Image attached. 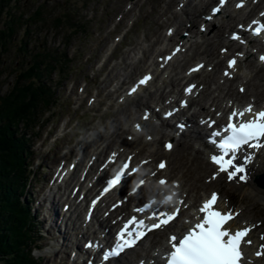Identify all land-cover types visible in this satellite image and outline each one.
Masks as SVG:
<instances>
[{
    "label": "rangeland",
    "instance_id": "374dc122",
    "mask_svg": "<svg viewBox=\"0 0 264 264\" xmlns=\"http://www.w3.org/2000/svg\"><path fill=\"white\" fill-rule=\"evenodd\" d=\"M181 1L187 2L192 0H15V3L19 4V13L27 9L30 10L31 13L38 6H43L46 9V12L43 13L44 18L46 17L45 20H41L38 24L30 27L28 35L31 38L28 46L29 52L35 51V44L38 46L42 44L44 47L48 46L53 52L56 49L68 52V58H66L64 62L61 61L63 66H61L60 63L57 65L55 60V68L51 73L49 72L51 78L48 80L49 82H53L56 87L53 88L47 82L48 93L32 95L34 105L27 111L23 110L22 116L16 121V123H18L15 129L16 137H19L17 128L21 125L22 130H20V135L26 139L25 142L28 145L33 144V154L26 158L31 170L29 177L26 172L27 177L30 178V184L26 188V190L28 189L26 195L30 196V203L33 204V209L36 211L33 213L36 215L35 219L39 234L42 235V239L40 238V241L37 242L39 247L49 243V237L47 236L48 234L52 235L51 231L54 230L53 228L50 229V227L47 229L49 223H47L46 220L48 222H50V220H48L49 218L46 217V214L48 213L49 216L51 212L55 213V209H59L61 204H55L56 207H54L52 211L51 209L46 211V203L43 204L44 200L49 198V195H51L53 201V195L56 192L55 190L51 193L49 192L48 179L51 177L52 170L58 168V166H62L63 161H66V164L72 162L74 157L78 159V162L80 161L79 159L82 158L80 161L81 164L86 154L82 152V149L85 148L87 144L91 147L95 141H98L99 137L97 138L96 133H106V131H108L106 125L111 124L115 116H119L122 110H125L123 107H119L120 103L116 101L118 93L113 91V85L116 84L113 77L120 72L119 70L124 60L129 61L132 58L134 51H141L142 56L143 51L147 56L153 52L151 58L154 57V55L157 58L159 51L163 50L165 44L161 47H156V45H154L153 49L152 45L155 44L153 43L155 34L160 31L158 28L161 29L162 24L166 22L164 20V15H169L167 19L172 18V13L176 15L175 19L179 20L180 24L178 26L176 22H172L171 25L175 28L177 27V31L183 29L185 23H189L186 22L183 11H186L190 7L187 4L184 8L180 9L178 7V2ZM200 3L201 1L199 0L193 6L195 7L196 5L201 9L202 5ZM169 11L171 14H169ZM11 12L13 11L11 10ZM63 14H65L64 17L61 16ZM66 14L71 16L72 22L75 20L76 23L78 19L79 24L77 23V25H79V27H69L67 23L57 24L56 18H60V16L68 21ZM4 16H6V14L3 13L2 18H4ZM198 20L199 17L194 23L197 24ZM189 24L191 25V23ZM167 28L168 27H166V29ZM18 32L14 41H11V46L9 45L4 52L0 50V62H2L0 64L1 100L10 94L15 81L17 82L15 77L30 63V61H28L29 56H26L24 59L22 57L20 59L17 58L16 52H18L19 47L18 39L24 37V31L22 29ZM212 35H214V33H212ZM191 37L193 36L187 35L190 42L195 41V39ZM178 38L181 40L180 36H178ZM142 43L147 44L141 46ZM194 44L196 46V42ZM198 45L196 47H198ZM140 46L141 48L137 49ZM196 47L194 48L196 49ZM217 48L215 47L216 50ZM204 49H206V45ZM165 52L168 53L169 51L165 50L162 56ZM115 55L117 56L114 58ZM185 56L184 54L183 58ZM255 56L256 54L249 58L255 61ZM54 57L56 58V54H54ZM18 59L20 62H17ZM21 62L22 64L20 65L19 63ZM249 62L246 60L243 66L246 67ZM65 63L67 66L64 65ZM143 63H131L132 69L128 67L130 74L136 73L140 66L143 65L144 67L145 64ZM250 65L252 66V68L248 70L250 74H245L243 78L238 76L240 80L232 87V91L235 92V88L238 87L240 82L250 81L244 86L247 90L245 97L253 96L252 98L256 97L257 101H259V99L264 98V86L262 90L260 88L258 89L260 83H263L261 80L264 74V66L253 65L251 62ZM67 67H71V69L65 73ZM216 69L219 71V68ZM259 69L263 70L259 71ZM215 70L214 72L210 71V76L216 82L217 78L214 77L217 73ZM242 70L247 71L245 69ZM243 71H240V74ZM120 76L123 78L126 75L121 72L119 76H116V78H119L118 81L121 78ZM34 80H36V76H34ZM123 80L124 79H122V81ZM122 81L121 84H123ZM254 83H256L257 86H250ZM36 84L37 83H35V85ZM222 84L226 85L227 83ZM229 84L231 83H228L227 88L232 85ZM251 89H255L256 91L259 90V93L257 95H249L253 93ZM120 94L121 90L119 92V95ZM231 97L235 100L240 96L236 97V95H233ZM245 97L244 99H247ZM25 99L28 101L29 97ZM47 100H49V103L46 102ZM11 107V109L17 108L16 105ZM134 112L135 111H133V113ZM140 114H142V110ZM124 115L129 116V112H126ZM123 124L127 126L128 123L124 122ZM123 124L121 125L123 126ZM114 129H116V127L112 130ZM162 140L163 139H159L158 144L161 142L163 143L164 140ZM85 141H87V144ZM183 142H185V140L178 143V146L182 143L179 146V151H177V146L174 147L176 149L175 154L178 156L183 154ZM162 143L160 145L161 148H163ZM126 144L125 148L129 146L128 143ZM155 146L153 147L155 148ZM137 149L139 150L140 148ZM143 150L144 149H142V151ZM193 159L191 161H193ZM201 161L203 162V166H205L206 160ZM201 161H195V164L192 163L191 166L196 167ZM80 164L78 166H80ZM67 168L68 167L65 169ZM209 170L210 169L207 171ZM197 172L199 173V170L195 169L188 174L189 177L187 178L186 173L182 178L183 183L189 182L187 186H190V182L193 183L194 180H192V178ZM201 173L202 172H200L199 176L203 175ZM179 176H182V172L179 173ZM72 178L73 175L63 187H67ZM202 178H204V176H202ZM220 182L224 184L223 177L220 179ZM22 185V182H18L14 187L21 188ZM251 185L254 184L250 183V185L243 186L244 196L233 191L232 189L234 188H229L230 185L222 186L223 188L219 187V192L222 196L224 195L223 191H226V196H224L231 201L233 207L240 211V217L250 222L253 221L257 223L256 232H264V201L256 200ZM193 187V184H191V189ZM203 191L204 189L198 191V193H202ZM196 194L197 192H194V196ZM58 195L60 196V194ZM55 199L57 202L61 199V196ZM52 221L51 219V223ZM45 234L47 236H45ZM47 247L52 248L50 245H47ZM44 250L47 251L49 249L42 248L39 251L35 250L34 255H31L36 264H63L60 260V252L57 251L56 254L53 255V253H49V251L45 252Z\"/></svg>",
    "mask_w": 264,
    "mask_h": 264
},
{
    "label": "snow or ice",
    "instance_id": "6c2138e0",
    "mask_svg": "<svg viewBox=\"0 0 264 264\" xmlns=\"http://www.w3.org/2000/svg\"><path fill=\"white\" fill-rule=\"evenodd\" d=\"M226 3V0H219V4L222 7ZM238 8L244 6V0H241L236 5ZM221 7H216L212 11L218 13L221 11ZM264 16V13H261ZM207 19H212L209 16ZM252 25L256 27L252 28ZM252 25L249 28L252 29L253 34H264V22L259 20H253ZM243 27V25L241 26ZM203 30V26H201ZM171 34V30H170ZM233 39H241L238 34H233ZM243 42V41H241ZM180 51L179 48L176 52ZM222 51H227L226 49ZM175 55V53H173ZM242 55V54H238ZM171 60L172 56L165 58ZM260 60L264 61V55L260 56ZM237 65L236 57H233L228 62L229 68H234ZM203 65H197L191 69V72L199 71L203 68ZM225 75H229L228 71H225ZM151 79L150 76H144L139 81L140 85L146 84ZM196 85H190L185 89L187 93H192ZM137 91L136 87L131 89L134 93ZM241 91H244L241 88ZM186 104V101L182 102ZM166 115L171 116L169 112ZM145 119H148L145 114ZM211 127L215 124V121L206 122ZM137 130L140 129V125H136ZM183 129L184 125H180ZM151 139V137H148ZM209 141L217 149V152L210 156L211 161L217 165L218 170L213 174L211 179H215L220 173H226L227 179L230 181L240 180L246 181L248 179V172L246 164L252 159V155L245 153L243 156V162H240V153L245 152V148H264V109L255 111L253 106L249 104L243 109H234L228 119V123L220 130L213 131L209 137ZM165 148L171 150L173 144L171 142L165 145ZM115 156V154H114ZM131 160V157H129ZM143 163H147L144 161ZM166 162L161 161L158 165V169L163 170L166 168ZM137 168H130L129 163H124L119 171L115 173L108 181L106 187L103 189L101 196L110 190L121 185L127 180L128 177L138 172ZM156 173H153L155 175ZM144 180H140L139 183L133 188V192L137 191L143 184ZM168 181L166 179H159L160 185H166ZM175 195V194H173ZM100 197H97L99 200ZM96 200L92 203L96 204ZM172 202V196L166 197L161 204L168 205ZM219 194L213 192L210 198L203 201L202 205L197 211V222L185 221L189 226L184 231L173 232L168 237V244L170 245V251H168L163 259L166 264H249L247 247L253 243L250 233L256 227V225L245 226L243 228H233V223L239 213L235 212L231 208L221 209ZM184 204L183 201L180 202ZM117 207V205H113ZM184 207H187L184 204ZM136 211L146 213L151 211V215L148 219L153 222L150 225H146L143 219L137 220L136 217H132L127 221L121 231L117 235V242L114 247L108 250L103 259L108 260L110 257L119 256L126 249L135 248L138 242L142 241L149 232L154 230L163 229L166 226L172 224L180 215V209L176 208L174 211L160 210L155 201L145 203L143 207L138 208ZM264 239V236L261 237ZM89 247L94 245L90 244ZM159 255V252L156 253ZM255 256L258 258H264V244L259 246V250L255 252ZM140 264H153V262H146L141 260Z\"/></svg>",
    "mask_w": 264,
    "mask_h": 264
},
{
    "label": "trees",
    "instance_id": "16d2710c",
    "mask_svg": "<svg viewBox=\"0 0 264 264\" xmlns=\"http://www.w3.org/2000/svg\"><path fill=\"white\" fill-rule=\"evenodd\" d=\"M18 5L15 0H0V50L4 52L9 45L11 46V41H14L16 34L22 29L24 37L18 39L19 47L16 55L19 59L29 56L28 61H30L15 77L17 82L15 81L10 94L2 100L0 98V264H36L30 254L31 245L37 241L36 220L31 211L32 206L27 200L30 196L27 195L25 199L26 188L30 184L29 164L26 158L33 154L32 144L28 145L26 139L20 135L21 123L17 128L19 137H16L15 129L18 124L16 121L22 116L23 110L27 111L34 105L32 95L48 93L47 82L53 88L56 87L48 80L51 78L50 73L55 68L56 62L57 65L60 63L63 66L61 61L64 62L68 58L63 50L56 49L53 52L42 44L39 46L35 44L34 52L28 51L31 41L28 36L30 27L45 20L43 13L46 9L38 6L31 13L28 9L19 13ZM3 13L6 14L4 18H2ZM61 16L64 17L65 14ZM61 16L56 18L57 24L67 23L69 27H79L78 19L75 23V20L72 22L69 14H66L68 21ZM19 59L17 62H20ZM19 64L21 65L22 62ZM64 65L67 66L66 63ZM70 69L71 67H67L65 73ZM28 97L29 100L26 101L25 98ZM46 102L49 103V100ZM13 105L17 108L11 109ZM18 182L23 183L21 188L14 187Z\"/></svg>",
    "mask_w": 264,
    "mask_h": 264
},
{
    "label": "bare ground",
    "instance_id": "6f19581e",
    "mask_svg": "<svg viewBox=\"0 0 264 264\" xmlns=\"http://www.w3.org/2000/svg\"><path fill=\"white\" fill-rule=\"evenodd\" d=\"M201 1V0H200ZM264 2L261 0V1H259L258 2V4H255V5H252L251 7H258V6H260V5H264L263 4ZM202 6H203V3H202V1H201V3H200ZM194 7V6H193ZM193 9H195V10H191V11H186V16H187V20L186 21H189L190 23H191V25L190 24H188V29H191V27H194V21H195V18H198V16H199V14H200V8H198L196 5H195V7L193 8ZM185 11V10H184ZM243 12V9L242 10H235V13H234V16L236 17V16H239V13H242ZM198 13V14H197ZM197 14V15H196ZM196 15V16H195ZM198 22V21H197ZM196 24V23H195ZM208 26H210L211 27V29H210V31H212V33H214V35H212V37H209V38H205L204 37V41L202 42V44L204 43L205 45H206V49L204 50V52H206L207 53V56H211V58L209 59V61H213V60H215V64H214V67H217L218 65H219V62H217V58L220 56L219 55V53L217 52H214V50H212V49H210V48H213V42L215 41V37H217V35H216V31H215V29H217L216 28V26L214 25V23H208ZM198 27H199V24H198ZM179 29V28H178ZM180 30V29H179ZM202 34V33H201ZM178 36H180V38L182 39V43H180L179 42V40L178 41H176V43L177 44H179V49H180V51L183 49V44L185 43V42H187L188 43V46H187V48H185L183 51H185V57L184 58H188V52L187 51H189L190 50V48L191 47H193L195 44V42H197L196 40L195 41H193V42H190V39H188L187 38V36H184V37H182L183 35H181V34H179V32L175 35V37H178ZM191 38H193V37H191ZM168 40L170 41V40H176V38H174L173 36H171V37H169L168 38ZM207 40H210V41H208V42H206ZM216 40H219V39H216ZM170 42H172V41H170ZM221 43L223 44V40H221ZM173 44H175V43H173ZM201 46H199L198 45V47H196V49H195V51H194V54H192V58H194V56L195 55H197L198 54V49L200 48ZM217 48V47H216ZM193 49V50H194ZM144 51H143V55H144ZM165 53H167V52H165ZM141 55H142V53H141ZM161 54H159L158 56H160ZM249 57H251V54H248L247 55V57H246V60H248L249 59ZM183 58V59H184ZM182 58H181V60L180 61H182L183 60ZM200 60H203V58H201ZM133 64V63H132ZM251 64H253L252 62H251ZM172 66L170 67V68H168L165 72H166V76H167V78H169L168 79V84H170L171 85V87H173L175 84H177L176 82H175V80L177 79V82L178 81H180V80H182L183 78H184V76L182 75V72H183V70L185 69L184 67H180L179 66V64H177V65H174V63L172 62V64H171ZM262 66H264V64H261ZM128 65H126V67H127ZM178 67H180V71L178 72L177 71V68ZM148 67H146L145 69H147ZM128 69V68H127ZM166 68H163L162 70H161V74H163L164 72V70H165ZM216 69V68H215ZM214 69V70H215ZM261 70H263V69H261ZM260 69H259V71H261ZM240 72V71H239ZM249 73V72H248ZM247 74V73H246ZM250 74V73H249ZM123 75V74H122ZM125 77H123L122 78V76H120L121 78V81H122V79H124L122 82H130V81H128V75L125 73ZM200 76H204V78H207L208 80H212V81H215L214 79H212L211 78V76H210V72H203V73H200L199 74ZM198 75H196V77H197ZM217 76V75H216ZM214 77V78H217V77ZM263 76H264V74H263ZM173 77H175V78H173ZM164 78H166V77H164ZM210 78V79H209ZM117 79H119V78H117ZM166 80H164L163 82H165ZM171 81H174V82H171ZM227 82H229V80H226ZM227 82H223V83H227ZM246 83H247V81H245V82H240V84H238V89H239V87H243L244 88V86L246 85ZM232 84V83H231ZM231 84H229V85H231ZM257 86V84L256 83H254L253 85H250V86ZM263 85H264V82L263 83H260V85L258 86V89L260 88L261 90L263 89ZM233 89V88H232ZM231 89V90H232ZM161 91H163V90H159V92H161ZM232 93H230L231 94V96H233V95H236V97H239V96H242V95H239V94H237L236 92H233V91H231ZM236 93V94H235ZM110 95V94H109ZM126 96H123V97H121L120 98V100H119V102L118 103H120V106L119 107H123L125 110H122V113H120V115L119 116H115V119H114V121L111 123V124H108V125H106V127H107V129H108V131H106V133L104 132V133H102V134H98V133H96V135H97V138H98V141L100 140L101 142H105V140L107 139L106 138V136H107V134H109L110 132H112L113 134L114 133H120V134H118V135H116L117 137H119L120 135H121V133L123 132V131H130L131 130V128H132V125H133V123H135L136 121H137V118H138V115H137V113H138V110L140 109V106H143V107H147L148 106V103H149V101H140L139 99H136V100H128L127 101V98H125ZM160 99H157V101H159ZM247 102H252L253 104H256V102H255V100H250V101H247ZM264 103V102H263ZM122 104H124V105H122ZM257 105V104H256ZM122 109V108H121ZM258 109H260V110H262V109H264V104L263 105H261V106H258ZM142 110V113H143V109H141ZM133 111H135L134 113H133ZM120 112V111H119ZM126 112H129V116H127V115H124ZM131 112V113H130ZM141 115V114H140ZM125 116V117H124ZM127 116V117H126ZM122 117H124V118H122ZM124 122H126V123H128L127 124V126H124V124L123 123ZM147 122V125L145 124ZM120 123V124H119ZM162 125L163 126H168L167 124H166V121L165 120H162ZM121 124H123V126L121 125ZM128 125H130V126H128ZM147 126H148V128L150 127H153V125H152V122H151V120L150 119H148L147 121H145V122H143V127H142V131L140 132V133H138V132H134V134H135V136H136V138L132 141V142H129L128 143V145H133V144H135L134 146H132L131 147V149L132 150H128L129 148H130V146H127V148H123L124 150H128V151H125V152H123V154L125 155V153H130V152H135L134 151V149H136V148H140L138 151L139 152H142V149H144V148H147V147H150L151 148V153H149L147 156H145V157H147V158H149L151 161H152V158L151 157H166L167 158V166H166V168L164 169V171H161V172H159L160 174L162 173H164V174H169V173H172L173 172V175H177L178 176V178H179V180L182 182L181 183V186L183 187V189H184V192H186V200L187 201H190V199H191V197L192 196H194V192H197V194L194 196V198L195 199H200L202 196H203V193L204 192H207V191H209L210 189H212V188H215V189H219V187H221V188H223L222 186H228V185H230L229 186V188H234V189H232L233 191H236V192H238L240 195H243L244 194V192H243V186L244 185H250V183L252 184V177L254 176V175H256V174H259V173H261L263 170H264V148H257V149H253L252 150V154L254 153V155H253V158L251 159V161H249L248 162V170H247V172H248V179L246 180V181H240V180H233V181H229V182H227L226 180H225V178H224V184H222L221 182H220V179L223 177V175H221V173L218 175V176H216V178L215 179H213V180H211V181H209L208 183H206V182H201L200 180H201V178H202V176H201V178L199 179L198 178V184H197V182L195 181V182H193V183H191L190 182V186H188V188H187V185H189V182L188 183H183V181H182V178H183V176L187 173V174H189L190 172H193L195 169L197 170H201V171H207V169H209V168H212V166L210 165V163L208 162V160H206L205 162V166H203V162L201 161V163H199V165L198 166H196V167H194V166H187L188 164H187V162H188V156H185V152L188 150V149H190L192 146H191V143L190 142H183V146H182V152H183V154L181 155V156H178V155H176L175 154V152H176V149L173 147L171 150H167V151H164L163 150V148H159V147H157V146H155V145H157V142H158V139H157V136H158V132L157 131H151V132H146L145 134H144V136H146L147 134H150L151 135V140H146L145 139V137L144 138H142V133L144 132V131H146L147 130ZM116 127V129H114L113 131H111L113 128H115ZM127 127V128H126ZM132 131H134V129L132 128ZM161 133H162V137H167L168 135H169V133L167 132V131H160ZM187 134H189V132H187ZM183 135H185L184 133L182 134V136ZM180 141L178 140V141H176L175 142V147L177 146V151H179L178 149H179V146L182 144V143H180V145L178 146V143H179ZM85 143L87 144V141H85ZM94 143H96V141L94 142ZM152 144H155V145H152ZM100 145V144H99ZM98 145V146H99ZM102 145V144H101ZM137 145V146H136ZM162 145H163V143H162ZM112 146V144H110L109 145V147H111ZM153 146H155V148L153 147ZM88 147H90V145H86L85 146V148H83L82 149V152L83 153H86V155L83 157V160L85 159V158H87V156L89 155V152H88V150H90ZM97 148H94V150H92V154L90 153V155H93L94 153H95V150H96ZM112 149H115V150H119V147H112V148H110L109 150H112ZM175 149V150H174ZM107 152L108 151H103V149L102 150H100L98 153H96L97 154V156H96V160H95V163H94V166L96 167L99 163L98 162H100L104 157H105V155L107 154ZM196 153H199V150H197L196 151ZM208 155V154H207ZM195 157H197V158H199V155L198 154H196L195 155ZM82 159V158H81ZM187 160V161H186ZM204 160V159H203ZM193 161H195L194 159H193ZM87 162V161H86ZM79 164H80V162H79ZM192 164V163H191ZM76 165V164H75ZM75 165H74V168H75ZM186 166H187V168H186ZM74 168L72 169V171H70V169H69V166H68V168L67 169H65V168H63L62 170H61V172H60V174H63V176L64 175H67V174H72V175H74V177H75V174H76V171H74L73 172V170H74ZM89 168L90 169H93V165L92 164H89ZM184 168H186V171L184 172L183 170H184ZM78 169V168H77ZM177 170H178V172H177ZM73 172V173H72ZM177 172V173H176ZM182 172V176H179V173H181ZM198 173V172H197ZM210 174V173H209ZM71 175V176H72ZM73 177V178H74ZM192 177V176H191ZM194 177V176H193ZM65 177H63L62 178V180L64 179ZM77 180V179H76ZM95 181H97V179L93 176V175H91V178L87 181V183H86V186H87V189L88 190H90L91 189V183L92 182H94L95 183ZM189 181V180H188ZM94 183H93V185H94ZM191 184H193V188L191 189ZM252 186V190H253V193H255V196H256V200L257 201H264V189H261V188H259V187H255V185H251ZM202 189H204V191L202 192V193H198V191H200V190H202ZM222 191V190H221ZM230 191V190H229ZM223 194L226 196V191H223ZM244 196V195H243ZM220 198L222 199H220V201H222L221 203H220V207H221V209H228V208H231L232 207V203H231V201L230 200H228V198H224V200H223V195L222 196H220ZM67 200H68V198H67ZM67 200H66V202H67ZM56 199H55V197H54V199H53V201L51 202V207L52 208H54V207H56ZM72 205V204H71ZM63 206V205H62ZM187 210H185V212H186ZM234 211H237V213H239L240 211L239 210H237L236 208H234ZM246 219H242L241 217H240V214L236 217V219H235V222H234V224L235 225H237V226H243V225H245V226H250V225H256V226H258L257 225V223H255V222H253V221H248V220H246ZM256 228V227H255ZM254 228V229H255ZM252 230V232L250 233V236H251V239H252V241H253V243L251 244V245H249L248 247H247V249H246V251H247V254H248V260H249V264H264V258H258V257H256L255 256V252L257 251V250H259V246L261 245V244H264V239H261V237L262 236H264V232L263 231H261V232H255V230ZM160 234V231H156V233L154 234V236H158ZM49 251V253L51 252V253H53L52 251H50V249L49 250H47L46 252H48Z\"/></svg>",
    "mask_w": 264,
    "mask_h": 264
},
{
    "label": "water",
    "instance_id": "95a60500",
    "mask_svg": "<svg viewBox=\"0 0 264 264\" xmlns=\"http://www.w3.org/2000/svg\"><path fill=\"white\" fill-rule=\"evenodd\" d=\"M254 182L257 186L264 188V171L255 175Z\"/></svg>",
    "mask_w": 264,
    "mask_h": 264
}]
</instances>
